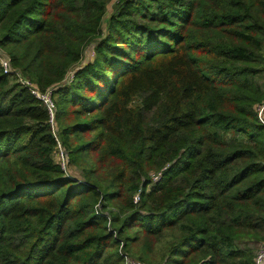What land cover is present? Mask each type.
<instances>
[{"label":"trees","instance_id":"obj_1","mask_svg":"<svg viewBox=\"0 0 264 264\" xmlns=\"http://www.w3.org/2000/svg\"><path fill=\"white\" fill-rule=\"evenodd\" d=\"M109 1L0 0L23 76L75 66L54 130L0 69V264H257L264 0Z\"/></svg>","mask_w":264,"mask_h":264},{"label":"built area","instance_id":"obj_2","mask_svg":"<svg viewBox=\"0 0 264 264\" xmlns=\"http://www.w3.org/2000/svg\"><path fill=\"white\" fill-rule=\"evenodd\" d=\"M86 54H88L89 58L93 57L94 51L92 49L89 51L87 50ZM85 61L86 59L83 57L79 63L83 64ZM0 69L3 74L12 76L16 80V82L26 87L34 97H36L44 104L49 114V122L53 130L56 129V124H55L56 106H55L54 93L56 91V88H58L59 86L61 87L64 84L71 83L73 76L75 74V66L67 71L63 80L59 84L51 85L44 90L39 89L30 78L23 76L18 68L13 67L9 56L1 51H0ZM256 112L258 114L259 120L264 123V99L260 104L256 105ZM54 157L56 158V161L59 163L60 167L64 170H67L69 165V158H68V154L61 147L60 142H58L57 147L54 150ZM158 178H159V174L154 175L155 180H157ZM254 260L257 264H264V242H261L257 247ZM127 264H146V263H143L134 258H128Z\"/></svg>","mask_w":264,"mask_h":264},{"label":"rangeland","instance_id":"obj_3","mask_svg":"<svg viewBox=\"0 0 264 264\" xmlns=\"http://www.w3.org/2000/svg\"><path fill=\"white\" fill-rule=\"evenodd\" d=\"M116 1H117V0H110L109 3L107 4V9H106V14H105L106 17H107L108 14L112 11V7H113V5H114V3H115ZM84 58L87 59V58H88V54H86V55L84 56ZM55 159H56V158H55ZM66 171L71 172L72 174L76 175V177H78V178L82 176L80 170L77 169L74 165H71V164L68 166V168H67ZM252 246L254 247V249H256V247L258 246V242H257V243L254 242V243L252 244Z\"/></svg>","mask_w":264,"mask_h":264}]
</instances>
